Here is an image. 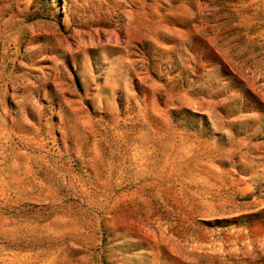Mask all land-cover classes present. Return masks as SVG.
Wrapping results in <instances>:
<instances>
[{
  "label": "rangeland",
  "instance_id": "rangeland-1",
  "mask_svg": "<svg viewBox=\"0 0 264 264\" xmlns=\"http://www.w3.org/2000/svg\"><path fill=\"white\" fill-rule=\"evenodd\" d=\"M0 264H264V0H0Z\"/></svg>",
  "mask_w": 264,
  "mask_h": 264
}]
</instances>
